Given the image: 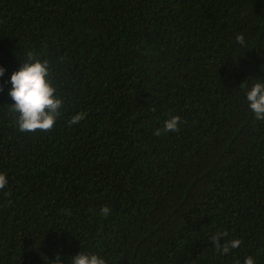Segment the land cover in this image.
<instances>
[{
    "label": "trees",
    "instance_id": "1",
    "mask_svg": "<svg viewBox=\"0 0 264 264\" xmlns=\"http://www.w3.org/2000/svg\"><path fill=\"white\" fill-rule=\"evenodd\" d=\"M30 54L62 99L50 130L10 108ZM0 67V264H264V120L245 101L264 0H0Z\"/></svg>",
    "mask_w": 264,
    "mask_h": 264
},
{
    "label": "clouds",
    "instance_id": "2",
    "mask_svg": "<svg viewBox=\"0 0 264 264\" xmlns=\"http://www.w3.org/2000/svg\"><path fill=\"white\" fill-rule=\"evenodd\" d=\"M237 41L242 45L244 37L238 35ZM5 69L0 67V77L4 75ZM255 81L247 86L245 101L250 113L256 120H264V79L255 77ZM10 84L8 96L14 102L10 108L17 114L16 122L21 132H32L39 130H50L56 123V119L62 108V99L56 95V89L52 86L49 78V64L46 60H39L30 54L27 60L20 63L17 71L10 74L7 81ZM83 119V114H77L70 120V124H75ZM181 120L178 116H172L164 122V132H175ZM156 135L161 134L157 129ZM8 184L6 174L0 173V189H4ZM101 213L107 215L110 211L107 207L101 208ZM239 239L228 241L222 248L218 249L223 254H228L231 249L237 248ZM52 264H64L57 256ZM70 264H106L103 257L95 253L85 254L77 252L71 257ZM243 264H256L252 256L245 257Z\"/></svg>",
    "mask_w": 264,
    "mask_h": 264
}]
</instances>
